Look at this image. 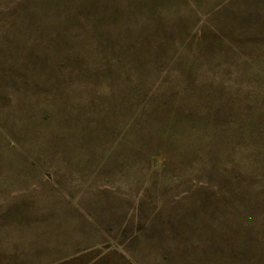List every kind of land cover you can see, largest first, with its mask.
<instances>
[{"label":"rangeland","instance_id":"374dc122","mask_svg":"<svg viewBox=\"0 0 264 264\" xmlns=\"http://www.w3.org/2000/svg\"><path fill=\"white\" fill-rule=\"evenodd\" d=\"M0 264H264V0H0Z\"/></svg>","mask_w":264,"mask_h":264}]
</instances>
